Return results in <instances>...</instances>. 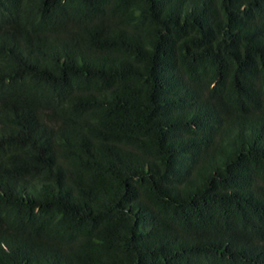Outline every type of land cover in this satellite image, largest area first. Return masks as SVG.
Wrapping results in <instances>:
<instances>
[{"label": "trees", "instance_id": "trees-1", "mask_svg": "<svg viewBox=\"0 0 264 264\" xmlns=\"http://www.w3.org/2000/svg\"><path fill=\"white\" fill-rule=\"evenodd\" d=\"M0 264H264V0H0Z\"/></svg>", "mask_w": 264, "mask_h": 264}]
</instances>
